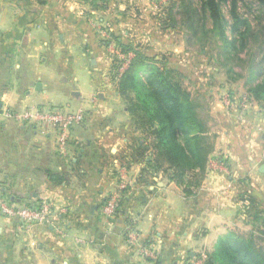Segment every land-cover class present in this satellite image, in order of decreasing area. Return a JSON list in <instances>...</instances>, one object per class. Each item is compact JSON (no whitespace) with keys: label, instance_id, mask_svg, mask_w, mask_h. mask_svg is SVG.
<instances>
[{"label":"crops","instance_id":"crops-1","mask_svg":"<svg viewBox=\"0 0 264 264\" xmlns=\"http://www.w3.org/2000/svg\"><path fill=\"white\" fill-rule=\"evenodd\" d=\"M147 2L0 0V190L18 205L45 199L53 208L50 224L25 232L0 214V264H185L264 219V108L253 101L228 110L209 101L220 120L192 194L151 171L103 38L156 49ZM56 105L83 114L64 151L51 126L5 113ZM119 171L127 182L119 217L104 219Z\"/></svg>","mask_w":264,"mask_h":264},{"label":"trees","instance_id":"trees-1","mask_svg":"<svg viewBox=\"0 0 264 264\" xmlns=\"http://www.w3.org/2000/svg\"><path fill=\"white\" fill-rule=\"evenodd\" d=\"M218 1L202 0L198 15H201L200 18L204 20L202 25L205 26V16L208 14L214 24L212 31L215 29L223 34ZM258 2L264 8V0ZM175 3L172 0L169 9L167 6L161 9L167 10L169 25L177 23ZM238 25L244 29L238 31L239 38L234 41L235 47L238 40H243L249 22L239 19L232 27ZM110 37L122 54H131L122 73L118 72L122 59L111 55L112 71L126 99L128 111L141 129L143 138L148 140L149 147L142 148L150 151L148 163L151 171L167 173L185 194H192L207 174V162L214 151L217 136L212 127L213 117L209 114L205 95L191 93L180 82L170 78L168 74L171 70L156 66L155 59L137 46L122 43L111 34ZM238 51L234 50L228 61L231 63L235 60L237 65L246 62L250 74L246 89L248 100L264 108V51L249 50L247 61L238 56ZM230 69L233 68L228 66V71ZM121 204L122 199L119 211ZM206 254L204 264H264V219L248 231L229 230L217 240L214 249Z\"/></svg>","mask_w":264,"mask_h":264},{"label":"rangeland","instance_id":"rangeland-1","mask_svg":"<svg viewBox=\"0 0 264 264\" xmlns=\"http://www.w3.org/2000/svg\"><path fill=\"white\" fill-rule=\"evenodd\" d=\"M138 1L141 4L143 1H148L146 6L151 3L152 12L157 15V20L154 21L157 28H154V34L157 35L156 39L159 43L155 44L158 45L156 49L152 46L150 50H147L143 42L137 47L153 57L156 61L154 64L157 63L156 66L171 70L169 77L180 82L191 93L205 95L209 114L213 117L212 127L217 134L216 128L220 119L211 114L210 100L212 103L213 100L222 103L227 110L232 107L239 109L241 106H248L242 105L240 98H248L246 89L250 76L249 67L245 64L246 62L237 65L235 60L232 61L233 63H229L228 60L234 50H240L238 56L245 61L248 59L249 50H262L263 53L264 8L258 0H219L222 34L215 29H213L214 32L212 31L214 24L208 14L205 16L206 27L202 25L204 20L200 18L201 15L200 17L198 15L202 0H184V2L173 0L176 2L174 10L178 12L175 14L176 25L168 24L167 10L161 11L159 7L161 4L169 9L172 0ZM179 4H181L180 7H178ZM239 19L247 20L249 28L243 40H238L235 47L234 41L238 37V31L244 29L242 25L232 27ZM152 43L156 42L152 41ZM228 66L233 69L228 71ZM232 90L235 94H229ZM226 96H229L232 102L228 106L224 102ZM55 107L62 111L67 109L64 106L56 105ZM248 230L249 228L240 229V231Z\"/></svg>","mask_w":264,"mask_h":264},{"label":"built area","instance_id":"built-area-1","mask_svg":"<svg viewBox=\"0 0 264 264\" xmlns=\"http://www.w3.org/2000/svg\"><path fill=\"white\" fill-rule=\"evenodd\" d=\"M103 38L107 42V47L110 54L116 55L118 58L122 59L121 66L118 68V72L122 73L127 67L131 54H122L108 33H105ZM240 99V103L242 105L249 104L248 98L242 97ZM224 102L227 106L232 103L229 96L225 97ZM5 113L7 116H10L16 121L32 123L38 122L51 126L56 132L55 144L59 151L65 150L70 141L71 128L80 123L83 119V114L81 112L62 111L56 107H30L23 110L22 112L7 111ZM219 165L220 163H213L214 167H218ZM126 186V179L123 176V173L121 174L119 171L118 181L115 187L116 189L109 196H107L101 207V215L104 219L115 220L119 217L117 216L119 211V203L123 198ZM0 214L8 218L17 219L20 230L25 232L35 225L50 224L53 217V208L51 203L45 199H40L30 204L18 205L11 201L0 190ZM135 236L136 235L134 233L130 234L131 239H135ZM143 253L147 254L148 252L145 251ZM206 255L207 254L205 251H201L197 255L189 258L185 264H204Z\"/></svg>","mask_w":264,"mask_h":264},{"label":"water","instance_id":"water-1","mask_svg":"<svg viewBox=\"0 0 264 264\" xmlns=\"http://www.w3.org/2000/svg\"><path fill=\"white\" fill-rule=\"evenodd\" d=\"M260 170H261V172H264V166H262Z\"/></svg>","mask_w":264,"mask_h":264}]
</instances>
